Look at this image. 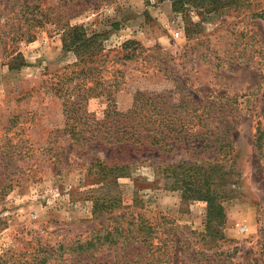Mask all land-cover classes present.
<instances>
[{
    "label": "rangeland",
    "instance_id": "374dc122",
    "mask_svg": "<svg viewBox=\"0 0 264 264\" xmlns=\"http://www.w3.org/2000/svg\"><path fill=\"white\" fill-rule=\"evenodd\" d=\"M242 1L207 13L173 0H0V35L17 37L0 45V264H264V147L258 154L253 145L256 119L264 126V18L251 17L263 0ZM68 25H81L101 46L78 75L71 72L78 57L62 43ZM17 52L24 64L9 67ZM102 79L108 93L97 94ZM88 88L91 96L79 101L85 119L70 124L77 141L63 130V102ZM144 90L231 97L234 144L219 162L222 237L205 235V203L182 199L162 173L205 153L122 151L86 132L109 107L125 111ZM114 158L133 165L103 179L96 161ZM101 197L120 204L93 214ZM122 212L155 225L152 245L137 252L127 244L123 255L119 239L82 252L79 244L101 236Z\"/></svg>",
    "mask_w": 264,
    "mask_h": 264
},
{
    "label": "trees",
    "instance_id": "16d2710c",
    "mask_svg": "<svg viewBox=\"0 0 264 264\" xmlns=\"http://www.w3.org/2000/svg\"><path fill=\"white\" fill-rule=\"evenodd\" d=\"M34 1V0H33ZM173 6L190 5L203 12H213L220 8L242 6V0H173ZM262 8L251 12V17L264 18V0ZM1 26V23H0ZM19 32V31H18ZM18 32H16L18 34ZM20 33V32H19ZM2 35V36H1ZM0 35V45L16 42V35L3 40ZM23 35V32L20 34ZM16 37V38H15ZM26 40L33 34H26ZM94 36H86L81 25L67 26L62 36L64 47L71 48L78 57L74 62L71 72L77 75L85 71L84 65L95 61V53L101 49L100 44H95ZM11 54V46H8ZM11 50V51H10ZM20 60V62H18ZM24 64L20 53L11 56L9 67ZM105 79H102L103 88L97 94H106ZM91 88L83 93L78 100L67 98L63 102L65 126L64 131L70 138L80 140L72 125L86 116L84 103L90 97ZM181 92V90H179ZM174 91H137L133 94L132 104L125 111L109 107L105 115L95 127H88L86 132L91 133V138L111 148H120L122 151H132L139 148H156L157 150L170 151L176 147L183 150H201L203 158L193 161H181L163 168L165 185L181 192L182 199L197 200L205 203L204 231L206 236L222 237V226L226 220V213L222 203L223 192L220 190L224 183L220 160L228 157L233 149L231 129L234 119L228 95H217L216 99H195L189 94H174ZM96 94V95H97ZM71 97V96H69ZM235 98V97H234ZM226 99L225 102L221 101ZM84 102L80 103L79 101ZM235 100V99H234ZM72 120V121H71ZM71 122V123H70ZM93 130V131H92ZM253 145L258 154L264 147V126L260 119L254 125ZM206 154H209L206 156ZM111 161L97 160L96 172L103 179L117 178L127 175L128 169L133 165L127 158H116ZM2 191V190H1ZM134 200V199H133ZM112 201V202H111ZM136 201V199H135ZM120 200L114 198H97L94 201L92 213H103L118 207ZM111 221L113 226L104 228L101 236L89 239L79 244L82 252L94 248L95 244H117L121 239L123 255L136 244V251L147 249L156 237L155 225H152L141 214L136 212H122L115 215ZM141 259H144L143 257ZM151 262V260H150ZM150 262L148 264H150Z\"/></svg>",
    "mask_w": 264,
    "mask_h": 264
}]
</instances>
